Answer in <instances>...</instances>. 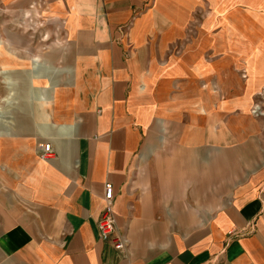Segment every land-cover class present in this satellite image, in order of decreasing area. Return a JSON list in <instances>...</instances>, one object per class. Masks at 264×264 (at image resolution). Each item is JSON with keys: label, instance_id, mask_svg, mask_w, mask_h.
<instances>
[{"label": "crops", "instance_id": "obj_1", "mask_svg": "<svg viewBox=\"0 0 264 264\" xmlns=\"http://www.w3.org/2000/svg\"><path fill=\"white\" fill-rule=\"evenodd\" d=\"M0 6V264H264V0Z\"/></svg>", "mask_w": 264, "mask_h": 264}, {"label": "built area", "instance_id": "obj_2", "mask_svg": "<svg viewBox=\"0 0 264 264\" xmlns=\"http://www.w3.org/2000/svg\"><path fill=\"white\" fill-rule=\"evenodd\" d=\"M259 106H255L253 112H260ZM52 144L41 145V158L44 160L52 159ZM114 188L111 184H106L103 196L104 208L99 220V231L102 237H110L115 243V249L121 250L124 247V240L116 235V214L113 205Z\"/></svg>", "mask_w": 264, "mask_h": 264}, {"label": "rangeland", "instance_id": "obj_3", "mask_svg": "<svg viewBox=\"0 0 264 264\" xmlns=\"http://www.w3.org/2000/svg\"><path fill=\"white\" fill-rule=\"evenodd\" d=\"M239 2L237 4H235V5H238V6L242 7L241 3H239ZM229 6H231V5H229ZM229 6L227 7V9H225L221 13L217 14V34H218V36H221V35H223L226 32L225 31V28H224L225 21L232 20L233 22H236L237 21L238 22L237 24H238V26L240 28H241V23L243 21L245 27H248L249 26L250 28H252V27L256 28V29L252 30V32L255 33L254 36L264 37V30L258 29L257 26L253 23V22L256 21V19L250 18L248 16L247 17L246 16H243L240 13H236L235 12L236 11L235 9H232V11L234 13L231 14L230 13L231 8ZM206 13H201L200 14V19H203V18L207 17V14Z\"/></svg>", "mask_w": 264, "mask_h": 264}]
</instances>
